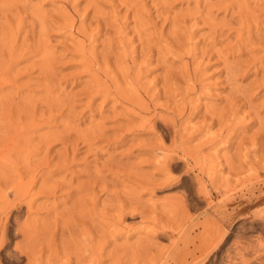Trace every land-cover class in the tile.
I'll list each match as a JSON object with an SVG mask.
<instances>
[{
	"label": "rangeland",
	"instance_id": "rangeland-1",
	"mask_svg": "<svg viewBox=\"0 0 264 264\" xmlns=\"http://www.w3.org/2000/svg\"><path fill=\"white\" fill-rule=\"evenodd\" d=\"M237 242L264 244V0H0V264Z\"/></svg>",
	"mask_w": 264,
	"mask_h": 264
},
{
	"label": "bare ground",
	"instance_id": "bare-ground-1",
	"mask_svg": "<svg viewBox=\"0 0 264 264\" xmlns=\"http://www.w3.org/2000/svg\"><path fill=\"white\" fill-rule=\"evenodd\" d=\"M2 240H5L4 236ZM236 244L238 245L234 247V251H236L235 257L237 258L231 259L229 264H264V244L261 242L246 244L243 242V245L237 242Z\"/></svg>",
	"mask_w": 264,
	"mask_h": 264
}]
</instances>
